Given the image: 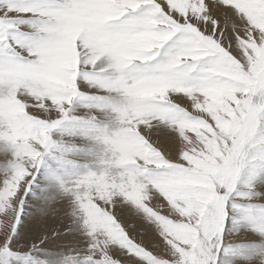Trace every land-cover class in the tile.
I'll return each mask as SVG.
<instances>
[{
	"label": "snow or ice",
	"instance_id": "1",
	"mask_svg": "<svg viewBox=\"0 0 264 264\" xmlns=\"http://www.w3.org/2000/svg\"><path fill=\"white\" fill-rule=\"evenodd\" d=\"M0 157V264H264V0H0Z\"/></svg>",
	"mask_w": 264,
	"mask_h": 264
},
{
	"label": "rangeland",
	"instance_id": "2",
	"mask_svg": "<svg viewBox=\"0 0 264 264\" xmlns=\"http://www.w3.org/2000/svg\"><path fill=\"white\" fill-rule=\"evenodd\" d=\"M2 159L3 158L0 157V161H2ZM0 176H2V172H0ZM31 210H32V201L30 199V194H29V197L26 198L25 211H26V213H28V212H31ZM117 211L121 212L122 215H126V209H117ZM24 219L25 218H22V221ZM60 224H61V222L59 221L58 218H51V219H48L46 222H42L39 218H37L35 220H31V222H30V230L31 231L25 233V239L22 240L21 243L26 244L28 242H34L31 240L32 236L38 235L40 233V231L44 230L45 228H47L48 230H51L52 228H56V227L60 226ZM235 239H242V237L236 236ZM69 242H70V238L64 237L62 240H59V241H56L54 239V241L51 243L45 242V244L42 245V247L48 248V249H54V250H58V249L66 250Z\"/></svg>",
	"mask_w": 264,
	"mask_h": 264
},
{
	"label": "bare ground",
	"instance_id": "3",
	"mask_svg": "<svg viewBox=\"0 0 264 264\" xmlns=\"http://www.w3.org/2000/svg\"><path fill=\"white\" fill-rule=\"evenodd\" d=\"M240 237V236H239ZM238 238V237H237ZM58 245V244H57ZM63 247V246H62Z\"/></svg>",
	"mask_w": 264,
	"mask_h": 264
}]
</instances>
